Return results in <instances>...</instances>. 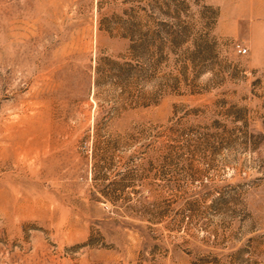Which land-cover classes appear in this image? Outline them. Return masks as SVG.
Instances as JSON below:
<instances>
[{"label": "rangeland", "instance_id": "obj_1", "mask_svg": "<svg viewBox=\"0 0 264 264\" xmlns=\"http://www.w3.org/2000/svg\"><path fill=\"white\" fill-rule=\"evenodd\" d=\"M0 264H264V0H0Z\"/></svg>", "mask_w": 264, "mask_h": 264}, {"label": "built area", "instance_id": "obj_2", "mask_svg": "<svg viewBox=\"0 0 264 264\" xmlns=\"http://www.w3.org/2000/svg\"><path fill=\"white\" fill-rule=\"evenodd\" d=\"M236 47H237V52L238 53H241V54L245 53V51H246L245 48L240 47L239 45H237Z\"/></svg>", "mask_w": 264, "mask_h": 264}]
</instances>
